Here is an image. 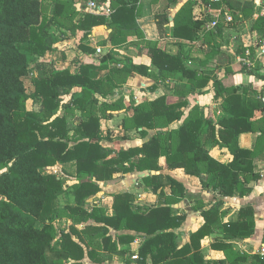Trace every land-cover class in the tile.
<instances>
[{"label":"trees","instance_id":"16d2710c","mask_svg":"<svg viewBox=\"0 0 264 264\" xmlns=\"http://www.w3.org/2000/svg\"><path fill=\"white\" fill-rule=\"evenodd\" d=\"M3 4L0 15V75L4 81L21 83V79L32 69L40 75L37 77L36 89L31 94L20 90L5 96L11 102L9 106L0 105V135L4 136L5 145L0 149V162L6 166V171L0 175V264H82L85 257L83 248L71 239L76 230L71 227L69 233L60 232L59 238L54 237V222L61 213L69 210L71 215L88 216L83 209L85 202L94 198L100 191L99 182L111 180L116 172L146 171L158 169V158L164 157L169 170L181 168L186 174L198 179L202 189H210L218 198L210 209L202 213L204 223L190 235L188 245L176 248L173 234L164 232L163 228L145 233L149 236L141 248L142 258L147 256V250L156 247L153 255L154 262L165 264H244L245 258L235 253L237 262L206 261L201 254V241L211 235L212 227L219 220V207L225 197L243 198L250 194V182L256 181L254 173V150L242 149L238 145V136L242 133L254 131L251 120L254 112L264 110V103L257 98V93L241 89L232 92L225 89L221 83L208 75L197 79L194 71L184 72L191 82L188 93L196 92V88H205L213 80L215 95L222 98L219 107L220 114L213 120L199 107L195 106L189 116L183 120L178 129L164 131L172 122L182 120V113L178 110L185 103L168 104L165 97L153 102L134 103L124 108L118 100L114 103H103L107 108L103 117L92 114L97 96L105 99L114 94L115 89L123 85L132 72H141V67L131 66L129 59H117L116 53H107L99 61L98 66L80 65L75 73L68 70L56 69L52 59H42L46 54L54 51L55 40L52 29L59 27L58 19L65 18L70 31H88L93 27L109 24L112 29L109 41L113 46L119 45V38L133 28L135 24L120 22L113 13L106 18L101 15L78 13L71 6L65 14L58 1L53 0L51 15L43 12L44 5L40 0H0ZM85 1V0H83ZM103 1V0H102ZM101 0L98 2L101 3ZM157 2L158 0H152ZM167 9L176 6L178 0H166ZM213 3L212 0H204ZM125 2L121 3V14L130 16L133 20V10L126 9ZM218 5V4H217ZM185 16L189 11L181 9ZM119 14V13H118ZM67 16V17H65ZM58 17V18H57ZM111 20V22L109 21ZM157 30L162 36L168 23L166 13L155 18ZM206 21V20H205ZM204 21L198 23L179 24L174 20L173 34L183 29L192 33ZM218 25L215 27L218 29ZM264 27V18L258 19L254 29ZM183 36H187L183 34ZM188 37V36H187ZM106 42L103 43V46ZM147 56L157 65L159 77L165 79L166 73L183 68L178 56L166 55L155 44L147 42ZM87 48L82 47L86 52ZM241 50H238L240 52ZM42 59V60H40ZM162 61L160 65L158 60ZM184 70V68H183ZM106 71L105 77L96 73ZM248 74L259 78V69L247 71ZM148 75V73L145 72ZM18 86L17 89H20ZM78 91H75L76 89ZM5 93V92H4ZM176 95L180 94L178 91ZM249 94V95H248ZM248 95V96H247ZM70 99L62 104L67 113L71 108L78 110L87 121H79L70 127L65 115L54 116L53 110L59 107L62 97ZM225 96V97H224ZM32 99L40 102L44 111L34 114L19 105L18 99ZM4 102H8L5 101ZM125 110L129 117L122 119L121 128L138 131L146 137L149 130H156L141 148H130L119 151L113 156V151L103 147L100 134V120L112 117V112ZM153 117H158L155 121ZM71 134V135H70ZM76 140L72 141V138ZM264 140H257L256 148L263 145ZM226 152L229 158L221 163L210 155L212 149ZM259 151V150H258ZM57 163L71 166L74 172L70 174L76 183L69 188L74 196L75 206L62 207L59 192L62 189L63 178L53 175H43L41 171ZM87 175L88 178H81ZM167 179L169 177H166ZM175 193L180 187L171 178L168 179ZM157 187H164V183L157 178ZM124 195H118L121 199ZM128 206V205H127ZM158 209L151 210L152 215H158ZM157 212V213H156ZM84 218V217H83ZM151 220V219H150ZM149 220H145L147 222ZM183 221L171 219L168 229L177 228ZM56 229V228H55ZM233 238H247L254 234V212L250 206L242 207L236 217L224 226ZM173 239V241L171 240ZM264 240V237H263ZM228 248H230L228 246ZM92 257L91 253L86 252ZM234 255V254H233ZM228 262V263H227ZM250 264H264V256H254Z\"/></svg>","mask_w":264,"mask_h":264},{"label":"crops","instance_id":"0c3cea01","mask_svg":"<svg viewBox=\"0 0 264 264\" xmlns=\"http://www.w3.org/2000/svg\"><path fill=\"white\" fill-rule=\"evenodd\" d=\"M123 2L126 3L125 7H127L125 10H133V20L129 18L130 16L120 15L119 11H122L120 5ZM101 3H110L112 13L115 16L119 15L118 20L120 22H133L138 30L133 28L130 32H125L118 39L119 45L113 46L108 42L112 33L110 25L96 26L88 33V49L94 50L96 47H100V51L101 49L103 51L102 54L100 52L101 55L97 52L93 54L89 50L86 54L82 49L72 52L77 37L71 36L70 39L57 41L54 45V51L50 54L54 55V57L52 56L54 60L56 57H63L58 61V65L61 67L67 64L72 65V67L67 66L71 72L74 70L73 68L80 65L98 66L100 59L107 52L112 53L113 51L116 53L117 59L121 61L129 59L131 66H145L147 68L146 70L142 68L141 72H132L123 85L115 89V94L112 98L110 97L109 103L123 99L122 104L126 109L131 106V99L134 100L135 104L150 103L160 97H165L168 104L185 103L178 108L183 114L182 120L174 121L163 129L167 131L178 129L195 106L204 113H206L205 110L210 111L211 114L207 115L213 120H217L218 116L221 115L219 107L222 98L215 95L212 79L219 81L225 89H229L231 92L233 89L240 88L241 93L243 91L246 94L247 91L257 93V98L264 94V78L247 72L258 67L259 74L264 76V54H261L259 50L261 40L264 38V27L259 30L254 29L258 19L264 18V10L258 0H223L218 5L206 3L204 0H178L176 6L169 9L166 8V0H158L157 2L152 0H111V2L103 0ZM74 6L77 11L80 10L77 4ZM181 9L189 11L190 15L185 16L182 11L180 12ZM85 12L87 11L85 10ZM164 13L168 15V23L164 27L165 32L160 36L155 18ZM88 14L91 13L88 12ZM216 17L218 29L209 28ZM174 20L178 21L179 24L198 23L199 21H204V24L199 25L190 34L183 31L182 28L178 29L176 31L178 35L174 36ZM109 21L111 22V20ZM233 26V35L239 36L241 44L244 42L245 46L236 48L234 54L229 57L221 51L218 37L224 35L226 29ZM248 27L253 30V34L263 31L254 54L248 49L251 48V42H255L250 41L249 43L246 39V37L249 38V35L242 34L244 30H248ZM209 30L217 31L214 35ZM79 33L80 31L76 35ZM183 34L188 37L183 36ZM104 42L106 44L103 46ZM147 42L155 44L166 55L178 56L184 70L183 68L176 69L171 73H166L165 79H161L157 65L147 56L145 45ZM228 46L232 47V42H229ZM238 50L241 51L238 52ZM228 52L231 53L230 50ZM56 54L58 56L55 57ZM245 63H251L252 68L248 70ZM54 64L56 65V61ZM159 64L161 65L162 61ZM186 71H194L198 76L197 79L205 75L212 79L205 88L198 87L195 89L196 92L188 93L191 82L184 73ZM132 91L135 94H143V96L140 99L129 97L128 95ZM177 91L183 95H176ZM99 98L101 99V97ZM103 103H106V100ZM125 117H129V112L121 110L112 112V117L109 119L100 120L101 124L107 125L106 129L112 131L111 139L109 141L103 140L101 145L112 150L113 156L121 150L141 148L152 136L156 135V130L153 129L148 131L146 137H142L140 134L131 136L129 130L124 131L121 127L117 129L111 126L114 121L112 118L119 120L121 124ZM157 118L153 117L155 121ZM251 120L254 124V131L240 134L238 145L246 150L255 149L254 173L257 180L249 183L252 191L247 196L222 199V204L218 210L219 220L212 227L211 235L201 241L200 252L206 261H229L231 259L237 262L235 253H238L241 258H245L246 263L244 264H250L254 256L261 258L264 256V143L259 146V151L256 148L257 140H264V110L255 111ZM79 121L85 122L87 118L81 116L80 113ZM139 131L141 129L136 132ZM212 150H217L221 158L213 157L212 153L210 155L221 163L229 158L226 152L221 153L216 148ZM59 166H62V170H64L62 164ZM70 168L72 165L68 166V174L71 172ZM66 177L72 180L71 184L76 183L73 176L66 175ZM166 177L180 184L177 192H172L169 178ZM113 178L115 179L99 182L100 191L94 198L85 202L83 209L88 216H83V218L80 215H71L70 211L66 210L68 212L66 215L68 224L65 233H69L71 227L76 230L77 236L71 234V239L78 243L85 252V257L81 261L82 264H165V262L152 260L156 251L155 246L151 247V250H147V256L142 258L141 248L149 239L145 230L149 233L152 232L151 235H156L154 230L157 228H163L164 232L172 233L174 241L171 240L175 242L176 248L179 250L184 245L189 244L190 235L204 223L202 213L214 206L218 199L212 190L202 189L198 179L186 174L183 169L169 170L166 167L164 157L158 158V169L156 170L116 172ZM157 178L164 183V187H157ZM144 181H149V188L139 187L138 182L144 186ZM64 186L68 187L69 185L65 184ZM118 195H124V197L118 200L116 198ZM70 197L74 200L73 195ZM61 206L64 207L65 204H61ZM244 206H250L253 209L254 234L247 238H233L227 233L224 226L228 225ZM156 209L159 210L158 215L155 213L152 215L150 211ZM180 217L183 218V221L177 228L166 230L171 224V219H180ZM145 220L149 221L145 222ZM56 222L57 220L54 222V226ZM59 235L56 237L57 239ZM86 252L91 253L93 258L87 256ZM73 263L72 260L68 262V264Z\"/></svg>","mask_w":264,"mask_h":264},{"label":"rangeland","instance_id":"374dc122","mask_svg":"<svg viewBox=\"0 0 264 264\" xmlns=\"http://www.w3.org/2000/svg\"><path fill=\"white\" fill-rule=\"evenodd\" d=\"M55 1H58L59 5L62 7V10L63 12H66L65 14L69 13L70 11V8L71 6L74 7V9H76V7L74 5L77 4V7L80 8L79 10V14L81 15L82 13H88V12H85L86 10V7H85V2L83 0H55ZM40 2L44 5V9H43V12L47 15H51V12H52V9H53V0H40ZM2 8H3V4L2 2L0 1V15H1V12H2ZM85 9V10H84ZM87 11V10H86ZM67 17V16H65ZM1 18V17H0ZM58 18V17H57ZM65 18H62L60 17L57 21L59 23V27H55L52 29V36L55 40V44L57 43V41L59 42V40H66V39H70V36L71 37H77V41H75V45L74 47L72 48V52L73 51H78L79 49H83L84 48H87L88 49V31H80V33L78 35L76 31H70L69 30V23L68 22H65ZM249 26V25H248ZM251 26V25H250ZM231 27V26H229ZM229 29V30H227ZM226 31L224 32V35L218 37V41H220L219 43V46H220V49L222 52L226 53L227 55H230L231 54H234V51L236 48L238 47H244L245 45L242 43L241 44V41L239 40V36H234L233 35V29H234V26L232 28H227ZM248 30H244V32H242L243 35H249V38L246 37V39L249 41H253L255 43H252L251 42V45H250V49H248V51H252L254 54V51L256 50V45H258L262 35H263V31H259L258 33H255L253 34V30L250 29V27L247 28ZM210 33L214 34L217 30H209ZM69 34V36H68ZM215 35V34H214ZM216 40H217V37H216ZM229 42H232V47H229L228 46V43ZM248 43V44H249ZM97 48H100V47H96L94 50H92L90 48V52L93 53V54H96V50ZM231 51V53H229L228 51ZM243 52L244 49H242ZM114 52V51H113ZM86 54H88V50H86L85 52ZM103 53L102 49H101V54ZM108 53V52H107ZM106 53V54H107ZM67 54V53H66ZM99 54V55H101ZM105 54V55H106ZM52 56L54 57L53 54H46L42 59H45L46 61H48L49 59H53ZM58 56L57 54L55 55V57ZM61 56V55H60ZM63 57L59 58V57H56V69H58L59 71H62V70H68L70 71L71 69L67 66H71L72 65H62L59 66L58 65V61L60 59H62ZM40 59V60H42ZM70 62V61H69ZM73 64V63H71ZM65 66V68H64ZM77 67L76 68H73L74 70H72L71 73H75L77 71ZM40 75V73L37 72L36 69H32L30 70L22 79H21V83L20 85L17 84V82H7V81H4L0 75V96L1 95H5L7 96L8 94L14 92L15 90H20V93L24 91L25 94H31L35 91L36 89V81L38 80V76ZM97 76H100V77H105L107 75V72L106 71H102L100 73H96ZM18 86H21L20 89H17ZM77 89V88H75ZM79 90V89H77ZM5 92V93H4ZM115 94V92H114ZM110 95V96H107L105 99H100L99 97L97 98L96 100V103L94 105V107L92 108V111L91 113L92 114H95L96 116H100V117H103V115H106L108 114L107 113V108H105L103 106V101L106 100V103H109L110 102V99L112 98V96L114 95ZM121 94V92H120ZM126 94V93H125ZM137 94V95H136ZM134 93V91H132V93L130 92L129 93V97H136L137 98H141L143 96V94H140V93ZM111 97V98H110ZM21 98V97H20ZM70 97L69 96H65V97H62L61 98V104H59V107H57L56 109L53 110L54 112V116L57 115V116H61V115H65L66 119H67V122L69 124L70 127H73L75 126V123H77L79 121V116H80V112L78 110H74V109H70L67 113L65 112V108H63L62 104H64V102L66 101H69ZM5 101H8V102H4ZM132 100V99H131ZM19 101V105L24 107L25 110L29 111V112H32L34 114H38L40 112H43L44 111V107L42 106V104L40 102H36L32 99H25V98H21V99H18ZM120 101L122 102L123 99H120ZM6 105V106H9L11 104V102L5 97L4 99H2L0 97V105ZM205 112H207L208 114H211L210 111H207L205 110ZM214 115V113H213ZM114 120L111 124V126L115 127V128H120L122 127L121 124L119 123V120H116V119H113ZM100 124H101V121H100ZM106 124L103 123L101 124V130H100V135L105 138V137H109L111 139V135H112V131L109 130V129H106ZM105 128V129H104ZM128 130H125L124 131H128L129 133H131V136L132 135H136L138 134L135 130L133 129H130V128H127ZM71 135V134H70ZM130 137V135H129ZM139 137V136H138ZM4 136L0 135V149L1 151H3V148H4V145H5V141H4ZM74 140H76L74 137L72 138ZM130 140V139H129ZM210 153H212L213 157H217L218 159H220L221 157L218 155V151L217 150H211ZM1 157V156H0ZM60 164L57 163L56 165L52 166V167H48L46 169H44L43 171H41V173L43 175H53V176H56V177H61L63 178V181H62V189L60 190L59 192V201L62 205H68L67 207L69 206H73L76 202H75V199L73 200L69 193V187L74 185V184H71V181L72 180H69L66 175H68L64 170H62V166L60 167L59 166ZM68 170V166L66 168ZM6 171V166L4 163L0 162V175L2 173H4ZM70 171L71 172H74V170L72 168H70ZM81 178H88L87 175H81L80 176ZM115 179V178H112V180ZM144 179H147V178H144ZM139 181V180H138ZM67 184L69 185L68 187H65L64 185ZM138 185L139 187H142V188H149V181H144V186H142V183L141 182H138ZM65 187V188H64ZM138 188V186H136ZM65 207V206H64ZM68 212H63L60 214V216L57 218V222H56V225L54 228V232H53V235L54 237H58L59 233L62 232V231H65V228H67V224H68V221H67V215ZM56 228V229H55Z\"/></svg>","mask_w":264,"mask_h":264},{"label":"built area","instance_id":"2783aa9c","mask_svg":"<svg viewBox=\"0 0 264 264\" xmlns=\"http://www.w3.org/2000/svg\"><path fill=\"white\" fill-rule=\"evenodd\" d=\"M111 2V0H107ZM215 4H221L223 0H212ZM260 6L264 10V0H258ZM85 7L87 12L93 14V15H101L104 17H109L112 14V8L110 6V3H99L97 0H85ZM218 24L217 17L211 22L209 25V28H215ZM259 50L261 54H264V38L261 40V44L259 45ZM97 54H100V49L97 48L96 50ZM246 68L250 70L252 68L251 63H245ZM262 102L264 103V94L261 97Z\"/></svg>","mask_w":264,"mask_h":264}]
</instances>
